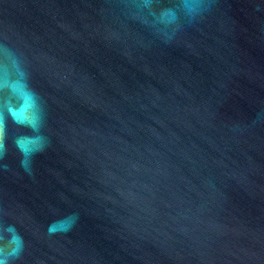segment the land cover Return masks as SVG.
Returning <instances> with one entry per match:
<instances>
[{"label":"water","instance_id":"1","mask_svg":"<svg viewBox=\"0 0 264 264\" xmlns=\"http://www.w3.org/2000/svg\"><path fill=\"white\" fill-rule=\"evenodd\" d=\"M206 3L163 35L171 0H0L49 139L28 174L9 122L15 264H264V0Z\"/></svg>","mask_w":264,"mask_h":264},{"label":"clouds","instance_id":"2","mask_svg":"<svg viewBox=\"0 0 264 264\" xmlns=\"http://www.w3.org/2000/svg\"><path fill=\"white\" fill-rule=\"evenodd\" d=\"M142 4L156 13L153 0H142ZM207 10L206 0H171L170 6L158 11L156 20L150 26L158 34L167 35L164 29L179 31L185 20L191 23ZM144 23L149 24V21L144 20ZM20 113L26 114L28 119H17ZM9 122L17 130L12 143L20 155V166L31 174L33 157L49 146V139L44 132V107L39 95L31 87L28 73L20 59L11 50L3 48L0 50V160L7 153ZM3 167L6 170L8 166L5 164ZM70 228L71 223L68 224V230ZM49 232L54 234V229L50 227ZM23 251L24 240L15 226L0 225V264H15Z\"/></svg>","mask_w":264,"mask_h":264}]
</instances>
